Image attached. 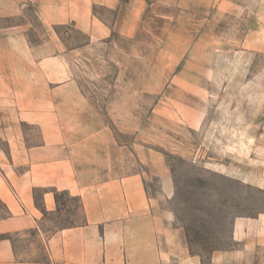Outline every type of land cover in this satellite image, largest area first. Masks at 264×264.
<instances>
[{
    "label": "rangeland",
    "instance_id": "1",
    "mask_svg": "<svg viewBox=\"0 0 264 264\" xmlns=\"http://www.w3.org/2000/svg\"><path fill=\"white\" fill-rule=\"evenodd\" d=\"M144 6L134 34L115 31L90 46L88 34L71 25L42 23L32 5L3 24L28 23L34 45L58 36L77 49L69 64L77 87L119 144L161 153L175 184L163 210L209 264L215 250L250 240L243 236L247 225L237 222L264 217V0ZM95 12L110 26L120 24L116 10ZM131 162L143 169L132 156ZM147 185L159 194L157 178ZM59 197L60 211L40 224L43 234L32 228L13 236L19 258L48 260L47 238L84 223L79 200Z\"/></svg>",
    "mask_w": 264,
    "mask_h": 264
},
{
    "label": "crops",
    "instance_id": "2",
    "mask_svg": "<svg viewBox=\"0 0 264 264\" xmlns=\"http://www.w3.org/2000/svg\"><path fill=\"white\" fill-rule=\"evenodd\" d=\"M144 1L0 0V264H205L163 210L175 184L161 153L119 144L77 87L69 65L77 49L58 36L34 45L28 23L3 24L32 5L42 23L71 25L90 46L115 31L134 34ZM100 6L118 11L120 24L98 17ZM152 177L158 195L149 192ZM60 194L79 200L84 223L47 238L48 260L19 258L13 236L43 234L46 214L61 209ZM241 221L250 240L215 250L209 264H264V217Z\"/></svg>",
    "mask_w": 264,
    "mask_h": 264
}]
</instances>
